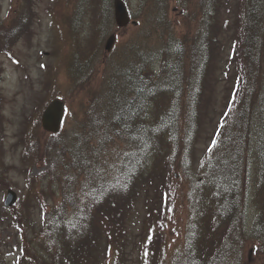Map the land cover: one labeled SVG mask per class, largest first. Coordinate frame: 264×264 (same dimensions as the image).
<instances>
[{"label": "trees", "instance_id": "1", "mask_svg": "<svg viewBox=\"0 0 264 264\" xmlns=\"http://www.w3.org/2000/svg\"><path fill=\"white\" fill-rule=\"evenodd\" d=\"M26 2L32 11L33 0ZM221 3L178 0L183 25L191 31L177 41L170 32L159 52L134 51L138 59L130 63L122 58L108 77L106 93L96 97L87 92L94 106L98 103V113L91 115L95 137L85 148L74 146L73 152L55 136L53 145H30L34 161L45 156L50 162L46 153L57 152L50 163L55 172L34 178L49 181V188L29 187L37 199L29 200L32 209L26 215L41 195L59 188L60 201L44 209L45 224L38 234L49 264H103L107 252L117 250L112 245L116 239L127 242L123 219L136 203L149 199L152 176L163 169L159 181L165 176L179 179L185 200L184 245L172 250L167 264H264V0H237L219 20L215 6ZM169 6V0H138L137 9L147 21L167 28ZM21 20L14 17L3 28ZM231 21H236L237 35L228 45L222 73L227 79L234 76L230 117L217 127V138L215 128L207 154L191 167L189 151L201 115L198 100L213 76L214 58L225 47L219 30ZM78 50L75 40L83 70L87 59ZM54 179L58 184L52 186ZM251 201L255 213L249 223ZM158 208L154 211L164 217L170 210Z\"/></svg>", "mask_w": 264, "mask_h": 264}, {"label": "rangeland", "instance_id": "2", "mask_svg": "<svg viewBox=\"0 0 264 264\" xmlns=\"http://www.w3.org/2000/svg\"><path fill=\"white\" fill-rule=\"evenodd\" d=\"M111 1L102 0L101 14L110 25L105 31H100L96 28L99 7L96 0H33L30 34L19 36L20 28H14L12 39L3 44L10 50V56L0 50V264L50 262L45 259L40 246L43 239L38 234L45 224L44 209H51L60 201L59 188L54 186L58 184L57 179L51 183L53 192L49 190V196L41 195L38 199V202L43 203V209L39 208V203H35L31 215L26 216L27 209H32L29 200L37 199L34 192L30 193L29 187L49 188V181L39 182L34 178L56 170L50 164L57 153L54 150L50 149L46 153L50 162L44 156L34 163V158L29 155L32 143H35L33 147L38 142L42 145L46 142L50 145L55 143V138L41 128L43 107L59 95L63 96L66 114L61 132L55 137L61 138L67 148L71 145L72 151L74 146L75 149L85 148L95 137L91 115L98 113V103L94 106L87 92L90 91L96 97L106 93L108 77L114 73L115 64L118 67V62L122 63V58L130 63L138 59L134 51L159 52L170 32L173 34L171 38L177 41L185 31H191L187 24V29L183 25L178 0H169L167 28L164 23L158 26L152 20L147 21L148 16L144 17L137 9L138 0H130L129 7L133 18L137 17L135 21L138 24H129L116 32ZM235 2L237 0H222L221 7L215 6L217 18L225 19L226 8L232 7ZM29 5L26 0H0V29L5 33L3 27H8L14 14L19 13L21 7L26 10ZM77 19L80 22L78 25ZM28 23L25 17L20 25L28 28ZM219 31L225 47L221 56L214 58L215 70L213 76L207 79L209 86L206 87V97L202 92L198 100L201 115L196 139L189 151L191 167L192 161H198L207 154L215 128L214 136L217 138L221 130L217 131V127L222 128L230 117L228 109L231 100L228 94L234 76L232 72V76L227 79L222 73L229 60L228 45L237 35L236 21H231ZM111 32L117 34V39L111 54L107 55L104 44ZM71 34H74V38ZM75 40L79 46V57L84 54L87 59V67L83 70H80L81 64L75 55ZM71 62L76 63V66ZM221 114L222 119L218 120ZM76 139L77 143L74 141ZM163 170L152 176L154 182L149 199L136 203L126 220L123 219L126 222L124 229L127 230V242L116 239L112 245L117 250L107 252L109 254H106L103 264H167L172 250L176 252L181 246L183 248L185 210L181 207L184 208V190L178 185L179 179L174 181L165 176L159 181ZM8 189L17 195L13 210L12 206H3ZM158 207H169L166 217L162 211L160 214L154 211ZM249 207L250 223L255 213L252 201ZM150 210L152 214H148ZM14 211L20 215L22 223ZM144 240L146 244L142 248ZM247 255L246 252V258Z\"/></svg>", "mask_w": 264, "mask_h": 264}, {"label": "water", "instance_id": "3", "mask_svg": "<svg viewBox=\"0 0 264 264\" xmlns=\"http://www.w3.org/2000/svg\"><path fill=\"white\" fill-rule=\"evenodd\" d=\"M114 14L117 26L123 27L129 23L128 12L122 0H114ZM114 42V36H110L106 42L105 49L110 51ZM63 114V105L60 100H53L45 109L42 115V127L52 133L59 130ZM16 199L14 192L8 191L5 205H11Z\"/></svg>", "mask_w": 264, "mask_h": 264}, {"label": "flooded vegetation", "instance_id": "4", "mask_svg": "<svg viewBox=\"0 0 264 264\" xmlns=\"http://www.w3.org/2000/svg\"><path fill=\"white\" fill-rule=\"evenodd\" d=\"M23 21H21V23H22ZM20 23V24H21ZM20 24H17L16 26H15V28H21L22 26L20 25ZM12 30H13V28L12 27H9L6 31H8V34L6 35V36H3V30L2 29H0V46H3V45H1L2 43H4V42H6V41H8V37H10V39H12V35H11V32H12ZM26 32V31H25ZM3 47H6V46H3Z\"/></svg>", "mask_w": 264, "mask_h": 264}]
</instances>
